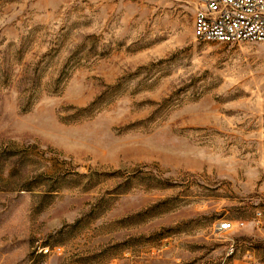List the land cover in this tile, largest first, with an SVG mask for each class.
<instances>
[{
    "label": "rangeland",
    "instance_id": "obj_1",
    "mask_svg": "<svg viewBox=\"0 0 264 264\" xmlns=\"http://www.w3.org/2000/svg\"><path fill=\"white\" fill-rule=\"evenodd\" d=\"M196 3L0 0V264L264 255V43L196 41Z\"/></svg>",
    "mask_w": 264,
    "mask_h": 264
},
{
    "label": "built area",
    "instance_id": "obj_2",
    "mask_svg": "<svg viewBox=\"0 0 264 264\" xmlns=\"http://www.w3.org/2000/svg\"><path fill=\"white\" fill-rule=\"evenodd\" d=\"M192 27L193 38L202 43H264V0H197ZM253 227L264 235V208L256 209L252 218ZM241 221L215 223L214 231L225 233L239 230ZM227 252L217 264H264V255H246L239 263L231 261L236 245L230 239ZM60 247L38 246L36 254L60 255ZM31 264H45L38 261Z\"/></svg>",
    "mask_w": 264,
    "mask_h": 264
}]
</instances>
